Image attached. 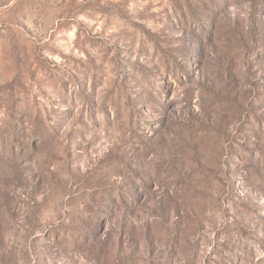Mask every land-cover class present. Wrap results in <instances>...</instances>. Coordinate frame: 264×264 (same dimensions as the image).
Returning <instances> with one entry per match:
<instances>
[{
  "label": "rangeland",
  "instance_id": "374dc122",
  "mask_svg": "<svg viewBox=\"0 0 264 264\" xmlns=\"http://www.w3.org/2000/svg\"><path fill=\"white\" fill-rule=\"evenodd\" d=\"M0 264H264V0H0Z\"/></svg>",
  "mask_w": 264,
  "mask_h": 264
}]
</instances>
